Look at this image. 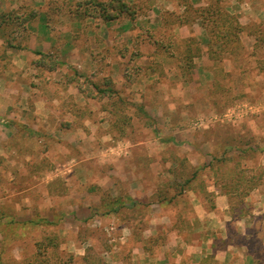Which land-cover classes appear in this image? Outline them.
Returning <instances> with one entry per match:
<instances>
[{"label":"rangeland","instance_id":"374dc122","mask_svg":"<svg viewBox=\"0 0 264 264\" xmlns=\"http://www.w3.org/2000/svg\"><path fill=\"white\" fill-rule=\"evenodd\" d=\"M21 1L17 0L22 6L19 12L30 14L35 9ZM220 1L226 11L230 10L226 8L230 0ZM242 1L249 3L244 6L246 16L259 19L246 20L239 40L229 44L222 40L225 48L210 42L208 52L201 49L204 43L194 36H175L172 30L178 21L168 15L153 30V36L145 37L157 57L144 56L139 61L146 68L136 70L132 65L130 69L129 77L139 83L132 90L138 94L136 102L134 95L120 94L123 89L113 83L107 88L99 85H108V70L93 79L99 86L96 96H113L107 101V108L112 109V134L107 148H103V141L98 142L91 148L90 160H82L80 167L76 160H67L72 153L79 155L76 150L66 148L63 151L68 156L58 159L60 152L52 141L46 148L47 156L39 149L31 152L25 145L20 146V157L14 153L10 158L1 150L0 264H121L107 254L109 251L119 260L129 256L127 264H151L132 259L131 245L122 243L123 230L105 224L104 213L81 218L76 215V168L83 176L96 177L126 172L135 177L142 173L149 188L158 187L151 197L162 207L161 213L170 214L179 232L189 239L215 232L217 220L215 215L208 217L205 227V220L195 218L188 189L201 186L215 191L217 187L227 195L219 203L227 201L229 205L225 213L231 242L247 245L260 257L256 264H264V218L259 223L261 229L255 227L258 216L264 217V0ZM94 2L89 9L96 10ZM65 4L59 7L67 10ZM186 14L190 21L201 11L189 10ZM24 24L19 22L18 30L22 31ZM12 28L6 26V30ZM148 61L157 63L148 65ZM81 88L93 93L90 84ZM119 183L121 193L117 190V196L124 203L126 189L123 181ZM201 194L207 207L215 209L214 195L208 191ZM122 209L117 215L126 220L131 211ZM239 217L248 218L250 223L255 219V224L246 229ZM185 220L201 229L182 226ZM171 230L162 229L156 241L167 243ZM175 248L156 264L202 262L192 263L187 255L177 262ZM231 251L230 264L241 255L239 248ZM207 260V264H217Z\"/></svg>","mask_w":264,"mask_h":264},{"label":"crops","instance_id":"0c3cea01","mask_svg":"<svg viewBox=\"0 0 264 264\" xmlns=\"http://www.w3.org/2000/svg\"><path fill=\"white\" fill-rule=\"evenodd\" d=\"M23 1L35 7L32 13L19 12L22 6L17 4V0H1L0 4V20L7 13L14 12L25 22L22 31L14 24L3 23L1 27L0 155L3 150L10 158L14 153L18 156L20 146L25 145L31 152L39 149L40 154L47 156L46 148L49 149L48 143L52 141L60 152V155H56L58 159L63 155V158L68 156L64 149L76 150L79 155L75 157L72 153L67 160H76V165L80 167L82 160H87V157L90 160L91 150L98 142L103 141V148H107L109 134H112L109 119L112 109L107 108V101L112 100L113 96H96L98 82L93 79L101 76L103 70H108L109 81L117 89H123L120 94H132L136 102L138 94L132 92L139 83L129 77L130 69L132 65L136 70H140L139 67L146 68L139 61L144 56L148 59L157 57V53L150 49L149 41L145 42V37L153 36V30L172 14L178 21L173 26L174 35L182 39L194 36L204 43L201 49L208 52L212 44L208 40L202 16H195L188 21L186 12H197L195 8L217 5L219 0H122L132 14L129 11L117 13L118 16L112 20L104 19L100 8H88L94 1L107 5L112 0H91L89 4H85L87 0ZM64 3L67 10L59 7ZM222 4L223 1L220 2ZM247 5L249 3L242 0H230L226 8L230 9L228 11L231 15H236L240 24L246 25V20L259 19L250 13V16H246L248 10L244 6ZM6 26L14 28L6 30ZM5 30L8 32L4 33ZM18 35H21L19 39ZM14 36V42L8 43ZM147 63L152 65L157 61ZM111 83L99 85L107 88ZM84 84H90L93 93L81 88ZM107 174L100 177L93 174L83 176L76 168V215L81 218L83 215L87 217L104 213L102 221L105 224L111 229L123 230L122 243L131 245L132 251L129 254L132 259L156 264L164 260L166 252L175 246L174 258L177 262L187 255L192 263L210 258L217 264H230L231 249L239 248L240 258L232 264L256 263L255 254L247 245L231 242L227 232L229 220L225 213H228L229 205L227 201L219 203L227 195H223L217 187L215 191L201 186L188 189V193L192 192L189 201L194 208L195 218L205 220V227H208V217L215 215L217 220L215 232L189 239L179 232L170 214L161 213L162 207L157 206L151 197L158 191V187L152 185L149 188L142 173L135 177H130L133 174L129 172L115 176ZM122 181L127 193L122 196L124 203L119 202L120 197L117 196V190L121 193L119 182ZM87 183L89 188L85 187ZM101 191H107V194ZM207 191L214 195L215 209L208 208L206 198L202 197L201 192ZM121 209L131 211L126 220H121L117 215ZM220 210L223 211L219 214ZM258 217L260 219L256 220L255 227L261 229L259 223L264 217ZM239 220L246 229L251 227L252 222L255 224V219L251 223L246 217H239ZM193 223L185 220L182 226L186 224L192 230L199 231L201 227L194 228ZM162 229H172L168 232L169 241L164 244L156 241ZM112 253L107 252L121 264H127L131 259L122 256L119 260Z\"/></svg>","mask_w":264,"mask_h":264},{"label":"trees","instance_id":"16d2710c","mask_svg":"<svg viewBox=\"0 0 264 264\" xmlns=\"http://www.w3.org/2000/svg\"><path fill=\"white\" fill-rule=\"evenodd\" d=\"M89 2L92 1L87 0L85 4H89ZM220 2L218 1L217 5L211 4L209 7L195 8V11H201V14L198 17L202 16L203 18L204 27L208 32V40L211 43H221L222 46H224L225 48L226 43L222 42V40H226L228 44L231 41L234 42L235 39L239 40V35L242 32V29H244L247 25L244 26L240 24L239 21L236 20L237 18H235L234 15H231L230 12L226 11L225 8L220 5ZM94 4L95 7H98L102 10V16L106 20L115 19L118 16L117 13H121L124 11H129V13L132 14L129 6L125 2H122V0H112L107 5L102 2H94ZM13 14L14 12H10L7 13L4 17H2V20H0V28L2 27L3 23L17 25L19 22L21 23L22 21H24V19L20 20V17L18 15L14 14L13 16ZM13 40L15 39L10 38L8 40V43L11 44L12 42H14ZM107 83L110 84L111 82L108 81ZM97 88H99V86H97ZM255 258L256 262L258 260L260 261V257L255 256ZM206 261H208L207 258H204L200 264H207Z\"/></svg>","mask_w":264,"mask_h":264}]
</instances>
